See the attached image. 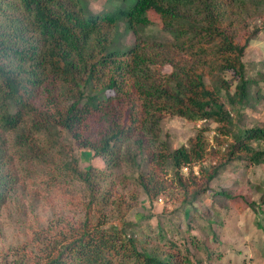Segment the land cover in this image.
I'll list each match as a JSON object with an SVG mask.
<instances>
[{
  "label": "trees",
  "instance_id": "trees-1",
  "mask_svg": "<svg viewBox=\"0 0 264 264\" xmlns=\"http://www.w3.org/2000/svg\"><path fill=\"white\" fill-rule=\"evenodd\" d=\"M251 5L264 10V0H136L126 9L86 14L80 0H0V205L25 176L15 162L27 159L51 162V180L72 174L91 195L85 217L36 243L42 257L33 264H194L165 237L152 250L140 248L134 222L106 227V220H95L93 208L113 203L128 211L138 197L120 194L112 201L113 183L104 191L102 172L81 168L66 139L108 167L145 165L136 178L149 202L176 188L196 211L228 164H263L264 126L235 130L234 120L239 109L258 103L253 89L259 81L248 75L245 56L264 28V11L261 26L241 38L233 17ZM150 13L171 41L142 34ZM120 20L134 34L123 49L116 40ZM169 115L205 122L187 144L173 148L162 127ZM9 146L20 156L14 159L18 152ZM25 168L32 177L29 164ZM241 188L215 194L240 214L255 211L264 240V185L259 199Z\"/></svg>",
  "mask_w": 264,
  "mask_h": 264
},
{
  "label": "rangeland",
  "instance_id": "rangeland-1",
  "mask_svg": "<svg viewBox=\"0 0 264 264\" xmlns=\"http://www.w3.org/2000/svg\"><path fill=\"white\" fill-rule=\"evenodd\" d=\"M135 1L80 0L86 14L126 9ZM244 8L245 6L238 8L233 16L240 38L261 26L260 15L264 11L254 5L248 7V11L243 10ZM149 19L151 23L146 28L143 27V35L152 40H172L171 35L163 30L158 15L150 13ZM116 40L119 43L117 46L122 49L134 40V34L125 20L118 21ZM245 61L248 75L259 81L253 89L254 99L258 103L242 107L238 110L239 113L234 114L235 130L254 125L264 126V28L251 41ZM227 77L232 78V74L227 73ZM258 93L262 96L259 97ZM199 125L200 121L169 115L162 122L163 135L171 147L175 148L187 144ZM215 125L212 124L211 127L214 128ZM214 133L210 132L209 137ZM66 142L78 155L81 168L93 166L102 172L104 191L113 183L110 196L112 201H117L120 194L130 201L133 195L138 197L137 205L128 211L120 210L113 203L106 204L101 210L93 208L92 211L95 220L107 221L106 227L119 225L122 221L136 223L132 232L139 239L140 248L152 250L165 237L163 242L177 243L180 251L190 257L194 264H264V257L259 256L263 250L260 244L264 245V240L259 238L262 235L256 225L258 217L255 218V211L249 209L240 214L231 202L223 200L221 204L220 197L215 194L221 190L234 192L236 188L242 187L244 192L249 191L253 198L259 199L264 185V163L246 165V161H233L228 164L226 170L210 183V190L197 202L198 210L194 209V213L192 207L182 201L181 193L176 188L170 193L162 194V200L149 202L136 178L138 173L147 171L145 165L134 167L123 162L115 168L108 167L104 159L96 156L89 148L79 146L72 139H66ZM9 149L13 153L18 152L14 159L20 156L17 147L9 146ZM60 155V160L66 158V150H62ZM42 162L43 164L34 159H27L22 164L15 162L18 174L25 176L0 205V264H33L37 258L42 257L41 251H37V244L52 240L62 230L66 231L70 224L80 221L86 215L91 195L85 183L64 172L67 176L58 178L59 181L51 180L54 164L44 159ZM26 163L29 164L32 177L27 176ZM194 170L197 171L198 166ZM183 171L187 173L189 170ZM167 177L170 178V175Z\"/></svg>",
  "mask_w": 264,
  "mask_h": 264
},
{
  "label": "clouds",
  "instance_id": "clouds-1",
  "mask_svg": "<svg viewBox=\"0 0 264 264\" xmlns=\"http://www.w3.org/2000/svg\"><path fill=\"white\" fill-rule=\"evenodd\" d=\"M202 122H203V120H202ZM203 123H204V122H203ZM200 125H201V124H200ZM200 125H199V126H200ZM187 169H188L187 167H184V170H187Z\"/></svg>",
  "mask_w": 264,
  "mask_h": 264
},
{
  "label": "built area",
  "instance_id": "built-area-1",
  "mask_svg": "<svg viewBox=\"0 0 264 264\" xmlns=\"http://www.w3.org/2000/svg\"><path fill=\"white\" fill-rule=\"evenodd\" d=\"M203 122H205V121L203 120ZM203 122H202V121H200V124H202Z\"/></svg>",
  "mask_w": 264,
  "mask_h": 264
}]
</instances>
